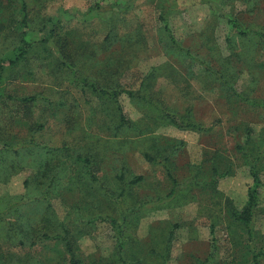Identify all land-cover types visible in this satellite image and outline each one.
Listing matches in <instances>:
<instances>
[{"label":"rangeland","instance_id":"rangeland-1","mask_svg":"<svg viewBox=\"0 0 264 264\" xmlns=\"http://www.w3.org/2000/svg\"><path fill=\"white\" fill-rule=\"evenodd\" d=\"M160 1L0 0V237L10 231V242L0 240V264L70 262L62 244L64 255L54 243L39 242L56 229L43 226L47 204L69 229L81 264H253L254 254H264V44L233 33L227 22L264 31V0H180L171 24L196 59L168 44ZM52 23L70 35L66 55L46 39ZM112 30L118 39L110 45ZM128 34L133 41L123 46ZM22 37L33 40L31 52L11 66ZM85 62L91 64L86 75L105 89L138 90L151 78L147 94L159 108L194 118L210 132L176 128L154 106L124 93L119 103L133 126L117 133L118 115L106 120L102 112L114 102L73 82L71 67ZM33 96L38 100L22 102ZM157 145L168 152L176 188ZM20 149L15 159L9 153ZM79 154L91 165L69 166ZM215 162L225 174L217 182L209 176ZM253 171L262 185L249 237L232 213L248 201ZM28 179L50 191L47 203L21 198ZM19 201L26 204L20 212Z\"/></svg>","mask_w":264,"mask_h":264},{"label":"trees","instance_id":"trees-1","mask_svg":"<svg viewBox=\"0 0 264 264\" xmlns=\"http://www.w3.org/2000/svg\"><path fill=\"white\" fill-rule=\"evenodd\" d=\"M180 0H164L163 3L161 4V1L159 3V11L160 13L158 14V21L160 23V27L161 30L163 32V35L165 36V38L168 41V44L171 46V48L177 52L180 53H184L185 55L189 56L192 59H196V55L193 53V51L188 47L185 46L181 41H179L176 36H175V32L172 26V17L173 15H177L180 11L179 8V2ZM167 2V3H166ZM166 3V4H164ZM26 2H23V12H21L24 16V22H26V18L25 16H27V9H26ZM223 18H226L228 16H226V14H224L222 16ZM110 21H111V16L109 17ZM107 20V19H105ZM102 21L104 22V20L102 19ZM228 24L230 26V30L234 33H239L240 35L243 36H254L256 37L259 42H261L262 44H264V31L261 30L260 28H248L247 31H242L239 28V24L236 20L233 19H229ZM43 30V29H41ZM46 39L47 40H54L56 45L59 47L58 50L59 52H61L62 54L66 55V51H68L70 49V42L68 43L69 34L66 35H61L56 28V25H54L52 23V25L50 26V28L47 30L46 32ZM108 42L110 41V45H112V43H115V41H117L118 37L117 34L114 30H112L111 34H109L107 36ZM125 39V40H124ZM121 40L123 41V46L125 45V43H131L133 41V37L131 34L125 35L124 37L121 38ZM134 42H139V39H135ZM21 45L19 47H17V49L15 50L16 52V57L15 59H10V65L11 66H16L22 59H24V57L26 56V54H29L31 52V47L33 46V40L31 38H26V37H22L21 41H20ZM117 43V42H116ZM116 61V59H114ZM117 63V61H116ZM74 66L71 67V73H72V78H73V82L76 86L80 87L81 89H89L93 94L101 96V97H107L109 100H112L114 102V104H112L111 106H106L102 108V112L104 113V116L106 117V120H110L111 118H113L114 116L118 115V118L115 120V122L117 123V125H115V131L118 133L120 132L119 130L121 129H125V128H131L133 125L132 123L127 120L126 116L124 115L123 112V107L122 105L119 103V98L122 94L126 93L130 99L132 101L138 100L140 102H143L145 104H150L152 106H154L155 110L161 111L163 116L167 119V121L175 126L176 128H180V129H186V130H193L202 134L208 133L210 132V127H204L203 123L200 121H196L194 118H185V117H180L179 115L175 114V113H171L168 110L165 109H161L159 108V106H157L156 101H153L149 95L147 94V88L148 85L152 84V80L151 78H146V80L142 81L143 83H141L140 88L138 90H125V89H115V88H109V89H105L102 86H100V83L90 77H88L86 75V72L90 69V65L89 63H82V66H78L77 64H73ZM4 65L0 64V82L3 78V72H4ZM210 71V73L212 72V69L207 68V71ZM208 71V72H209ZM211 75H214L213 73H211ZM216 75V74H215ZM218 76V74H217ZM157 79V77H154V80ZM218 79L221 81V84L224 86H227V81L223 80V78L219 75ZM153 80V81H154ZM0 90H1V86H0ZM38 98L37 97H27V98H23L22 102H34L37 101ZM189 116V115H186ZM110 118V119H109ZM132 125V126H131ZM41 126H38L39 129ZM34 131L36 132L37 129L34 128ZM142 133H144L143 131H141ZM164 139H168V138H164ZM166 143H168L169 145H172V141L166 140ZM156 148L154 150H159L160 152V157H162L163 159L166 160L165 163H163V166L166 170V175L168 177V179L172 182V184L174 185V187L176 188L178 186V183L173 175L172 169L170 167V164L168 162V152L166 150V148L160 149L161 146L157 145L155 146ZM172 149H175V145L170 146ZM165 151V153H164ZM20 152L22 153V149H20V151H9V153H11L13 155V158L15 159V154H20ZM72 156L73 160L68 164L69 166H73L75 165L78 161H80V163H85L86 165H91V161L90 158H84L82 157L81 154H79L78 156ZM145 157L147 160H151L154 161L156 157H153L150 155L149 152L145 153ZM159 157V155H158ZM164 160V161H165ZM4 161H7L4 158ZM13 160H11L12 162ZM168 162V163H167ZM2 164L0 163V169ZM67 169V168H66ZM69 169V168H68ZM70 170V169H69ZM254 170V169H252ZM69 172V171H68ZM2 173V171L0 172ZM225 174L222 173L220 171V167L218 164L213 163L211 165L210 168V178L214 181L217 182V178L224 176ZM195 176V175H194ZM66 179L68 180V182L70 183L73 182L74 183V177L71 174H67L66 175ZM252 177H253V183L250 186L249 190H248V201L246 202L245 206L241 209V210H237V211H233L232 213V218L235 222V225L238 227H242L243 230L247 233V235L249 237H252L254 234V228H253V221H254V214L255 211L257 209V207L259 206V199H260V194H259V189L262 185L261 183V178L259 176V174L256 171L252 172ZM122 181L124 180V178L119 177ZM196 178V177H195ZM136 180H141V177H137L136 179L132 180V182L136 181ZM27 188H28V192L26 195H24L23 197H21L22 199H27L28 201H30L31 203L35 204V205H42L47 203L46 200H48L50 191H42L41 192V184H39L37 182V180H33L31 181V179H28L27 182ZM40 187V188H39ZM25 203L19 201V204L16 206L17 210H20L21 205ZM48 209L44 214V218H43V222L45 223L43 226H47L49 228L54 227L56 228L55 230L52 231V233H45L43 236H41L39 239V242L41 244H44V242L49 241L50 243H54V245H56V250L61 254V255H68L70 256V262H68V264H81V260H78L76 258V253H75V248L73 247L72 241H71V234L69 232V229L62 225L58 222V216L57 214L52 210V207L50 206V204H47ZM21 218H19L17 220V223L22 222L25 219H31L30 218V214L29 215H20ZM3 218L2 213L0 212V219ZM97 219H91V223L95 222ZM103 221H106L104 218L102 219ZM110 222L113 225H116V219L110 217ZM24 224H27L28 226L30 225L29 222H25ZM23 224V225H24ZM27 227V226H26ZM32 231V230H31ZM9 229L7 232H5V234H3V236L5 237H0V240L2 241V243L4 242H10L9 240H7V233L9 234ZM8 239H9V235H8ZM7 240V241H6ZM17 240V238H16ZM21 239H18V241ZM21 245L24 246V242L20 241ZM5 244V243H4ZM62 244L63 247L65 248L64 250V254L62 253L61 249L59 248V245ZM121 248H125V244H121L120 245ZM2 247V246H1ZM1 250H0V254H1ZM264 254L260 253V254H254L253 256V264H262V261L260 259L261 256H263ZM95 262V261H93ZM112 263L110 264H133L128 262L126 259H120L119 261H115L113 263V260L111 261ZM0 263H3V259L0 256ZM66 263V259L63 263L61 262H57L55 264H65ZM108 264V263H107Z\"/></svg>","mask_w":264,"mask_h":264}]
</instances>
